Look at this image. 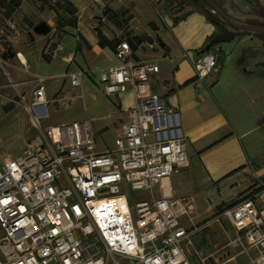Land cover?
<instances>
[{"label":"built area","instance_id":"1","mask_svg":"<svg viewBox=\"0 0 264 264\" xmlns=\"http://www.w3.org/2000/svg\"><path fill=\"white\" fill-rule=\"evenodd\" d=\"M148 2L167 23L162 9L168 0ZM145 47L159 49L154 42ZM205 48L180 57L202 85L221 69L217 51ZM114 56L117 67L93 73L107 96L133 100L114 150L98 152L86 123L44 129L46 80H32L35 89L22 100L37 136L19 160L4 159L0 166V264H239V257L264 264V192L224 210L221 218L236 238L211 254L195 244L196 197L170 193L168 182L189 166L187 142L180 114L156 92L154 78L162 62L175 58L139 60L129 40L119 42ZM15 58L28 68L22 52ZM88 73L65 77L80 88ZM140 192L153 199L140 198ZM231 250L238 254L231 256Z\"/></svg>","mask_w":264,"mask_h":264},{"label":"crops","instance_id":"2","mask_svg":"<svg viewBox=\"0 0 264 264\" xmlns=\"http://www.w3.org/2000/svg\"><path fill=\"white\" fill-rule=\"evenodd\" d=\"M67 1L78 11L76 26L68 28L73 38L65 39L64 46L61 45L65 48L66 42L70 46L69 53L66 56L61 54V58L70 64L71 69L75 67L86 72L96 62H87L77 54L78 46L84 48V55L86 47L98 55V68L94 69L117 67L119 62L113 47H117L125 32L132 36L129 38L143 40L135 51L137 59L175 58L174 63L162 62L161 72L154 78L156 92L167 106L180 114L187 142L189 166L183 169L187 181L177 179L174 190V176L168 182L170 193L175 197L194 196L190 191L187 194L181 191L198 189V193L212 197L215 204H235L249 197L246 193L259 187L257 180L264 168V52H260V40L252 34L260 27V21L264 23V0H203L200 3L204 6L209 2L218 11H224L227 19L244 23L254 21L256 27L247 28L242 24L246 29L244 35L239 31L234 41L212 47L217 51L221 69L203 85L195 82L191 64L180 59L183 52L201 51L224 33L221 34L217 24L210 22L202 12L195 11L185 21L174 25V15H169L166 7L162 14L167 23L158 20L148 0ZM175 5L176 11L182 8L178 0ZM106 7L127 15L118 19L120 23L108 21L103 15ZM96 18L98 25L94 21ZM124 19L129 21L127 25L123 23ZM226 29L232 30L230 27ZM99 31L107 42L105 48L100 45ZM142 37L151 38L159 49L149 51L145 47L148 41ZM78 56L84 60V67L78 63ZM124 100H127V106H120L119 112L125 116L123 122L127 121L125 111L133 103L130 96ZM219 192L221 198L217 197ZM199 196L195 195L197 204H201Z\"/></svg>","mask_w":264,"mask_h":264},{"label":"rangeland","instance_id":"3","mask_svg":"<svg viewBox=\"0 0 264 264\" xmlns=\"http://www.w3.org/2000/svg\"><path fill=\"white\" fill-rule=\"evenodd\" d=\"M176 1H168L166 12L169 15L177 12ZM195 1L200 4L203 0ZM204 6L213 15L221 34L230 27V24L237 27H243L242 24H246L247 28H256L254 21L244 23L238 19H227L224 11H218L215 7L216 10H213L209 2ZM106 9L110 8L106 7L103 11L105 12ZM68 10L66 0H0V59L2 60L0 66V166L4 159L19 160L23 156L27 143L37 136L31 123V116L25 112L22 100L28 99L34 91L35 86L32 83L34 77L46 80L44 85L50 105L49 117L42 120L44 129L76 122L86 123L96 138L98 152L115 149L116 134L125 119V116L119 112L122 105L127 106V100L118 101L106 95L104 86L99 82L98 74H93L98 71L94 69L98 68V59H96L98 55L94 54L90 48L86 47V55L83 53L84 48L78 46L76 49V53L81 54L87 62L96 60L92 65L93 68L86 71L90 73L84 76L82 87H72L70 80L65 77L67 73L81 71L75 67L71 69L70 64L61 58V54L66 56L70 51V46L66 42L65 48L61 46L65 39L73 38L68 28H72L78 21V16H72ZM110 10H108L109 14ZM104 17L109 21L107 16L104 15ZM94 21L98 25V18ZM128 22L127 19L123 20L125 25ZM129 37L132 36L125 32L120 38L130 40L134 46L139 45L137 39ZM143 39L145 42L148 41L147 43L151 42V38ZM59 49L63 52L58 54ZM17 52H22L26 57L27 69L23 68L15 58ZM77 61L84 67V60L80 56ZM108 64L109 62L106 63ZM262 170L260 179L257 180L259 187L251 189L253 191L247 192L246 196L257 194L258 191L264 192V168ZM184 171H181V175L174 177V190L177 187V179L187 181ZM189 191L194 196L199 194L201 201V204H197V213L193 217L198 231L194 239L195 244L210 254L220 251L236 238L235 232L227 220L221 218V215L225 209L235 206L238 202L215 204L212 197L206 196V199L203 193H198V189L193 191L189 188L181 192L187 194ZM124 194L128 195V192L125 191ZM137 194L145 200L153 199V196H149L146 192ZM132 196L135 202L138 197L135 194ZM155 197L159 198L158 192H155ZM217 197H222L220 192ZM218 218L219 222H217ZM230 253L231 256L238 254L234 250ZM251 256L254 258L253 253ZM237 261L239 264L249 262L245 257H239Z\"/></svg>","mask_w":264,"mask_h":264},{"label":"trees","instance_id":"4","mask_svg":"<svg viewBox=\"0 0 264 264\" xmlns=\"http://www.w3.org/2000/svg\"><path fill=\"white\" fill-rule=\"evenodd\" d=\"M168 1H170V0H168ZM178 3H179V6L182 7V8L174 14V17H173V23H174V25H178L180 22L185 21L195 11L202 12L207 17V19L210 22H213V23L216 24V22L214 20V17L211 14V12L208 10V8H206L205 6H202L201 4L197 3L195 0H178ZM167 4H168V2H167ZM66 5L69 8L68 13H70L72 16H76L78 14V11L72 5H70L67 0H66ZM108 10H110V9H106L105 10V12H104L105 14L104 15L108 17L109 21H116V23L117 22L120 23V21L118 19L121 18V17H123V15L125 13H121V12L120 13H116V12H113L112 10H110V14H109ZM125 15H127V14H125ZM76 24H77V21L72 26V28L75 27ZM98 33H99L98 36L100 38V45L103 48H105V44L107 42L103 38V35L101 34V32L99 31ZM142 43H143V40H141V39L138 40V44L139 45H141ZM137 46L138 45H136V46L132 45V47H133V49L135 51H137ZM113 48L116 49V47H113ZM198 52H200V51H198ZM256 193L257 194H260L261 192L258 191Z\"/></svg>","mask_w":264,"mask_h":264},{"label":"water","instance_id":"5","mask_svg":"<svg viewBox=\"0 0 264 264\" xmlns=\"http://www.w3.org/2000/svg\"><path fill=\"white\" fill-rule=\"evenodd\" d=\"M210 8H212L213 10H216L214 8V6H210ZM230 28H232V30L236 31V32H227L226 34H223V35H220L218 37H216L210 44H208L206 46V50H210L213 46L219 44V43H230L232 41H234L236 38H238L239 36V31L242 33H245V28L243 27H237V26H234L232 24H230ZM251 32V31H250Z\"/></svg>","mask_w":264,"mask_h":264},{"label":"flooded vegetation","instance_id":"6","mask_svg":"<svg viewBox=\"0 0 264 264\" xmlns=\"http://www.w3.org/2000/svg\"><path fill=\"white\" fill-rule=\"evenodd\" d=\"M259 26L260 27L257 28V30H255V32H253L252 34L253 35H256L258 37V39L260 40L261 46H262L260 48V52H264V23H262L260 21V25ZM227 32H236V31H234V30H231V31L230 30H224V33L223 34H226Z\"/></svg>","mask_w":264,"mask_h":264},{"label":"bare ground","instance_id":"7","mask_svg":"<svg viewBox=\"0 0 264 264\" xmlns=\"http://www.w3.org/2000/svg\"><path fill=\"white\" fill-rule=\"evenodd\" d=\"M24 60V59H23ZM120 202L125 205V199H121Z\"/></svg>","mask_w":264,"mask_h":264}]
</instances>
